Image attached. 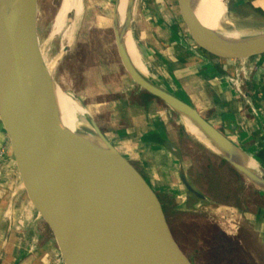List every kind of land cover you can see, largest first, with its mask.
<instances>
[{
	"label": "water",
	"instance_id": "95a60500",
	"mask_svg": "<svg viewBox=\"0 0 264 264\" xmlns=\"http://www.w3.org/2000/svg\"><path fill=\"white\" fill-rule=\"evenodd\" d=\"M16 1L20 8L15 18L6 20L0 14V121L27 196L52 232L64 264H193L174 239L157 193L101 128L94 123L113 158L93 153L60 121L53 100L55 82L41 48L39 0ZM185 2L176 0L188 48L210 61L237 66L264 60V38L256 39L260 42L252 47L221 44L188 14ZM133 8L130 0L126 28L133 20ZM118 25L116 0L117 48L135 85L178 115L190 117L228 154L221 155L223 159L246 178L247 170L231 158L243 156L244 151L189 102L149 85L132 64ZM181 180L190 193L205 198L182 174ZM135 194L149 201L156 232L137 217Z\"/></svg>",
	"mask_w": 264,
	"mask_h": 264
},
{
	"label": "crops",
	"instance_id": "0c3cea01",
	"mask_svg": "<svg viewBox=\"0 0 264 264\" xmlns=\"http://www.w3.org/2000/svg\"><path fill=\"white\" fill-rule=\"evenodd\" d=\"M209 1L216 6V0ZM233 7L264 20V0H233ZM171 33L167 32L169 37L165 31L163 39L158 34V45H141L135 40L145 61L150 60L153 73L167 91L189 102L243 151H250L264 169V62L253 63V67L244 65V75L237 81L240 66L190 52L192 48ZM114 71L105 72L100 64L89 69L84 97L96 114L105 118L99 126L106 137L143 174L157 195H164L171 215L167 216L164 209L166 220L181 250L193 264L189 253L197 255L199 244L210 249L216 261L244 264L243 233L249 231L264 251V203L254 210L243 203L242 207L235 203L226 206L200 189L198 175L202 171L195 167L197 155H209L207 151L212 150L186 129L177 113L176 122L171 116L173 110L154 98H144L139 88L134 92L124 77H113ZM235 76L236 81H232ZM11 153L9 137L0 121V161L4 154L7 158L0 165V264H64L56 242L22 197ZM181 174L205 198L190 193ZM21 207L27 210L25 214L19 213ZM224 222L229 229L220 226ZM250 261L246 259L247 264Z\"/></svg>",
	"mask_w": 264,
	"mask_h": 264
},
{
	"label": "rangeland",
	"instance_id": "374dc122",
	"mask_svg": "<svg viewBox=\"0 0 264 264\" xmlns=\"http://www.w3.org/2000/svg\"><path fill=\"white\" fill-rule=\"evenodd\" d=\"M62 1L63 0H39V36L43 44L49 40L54 31L55 18L61 7ZM82 2L84 11L76 27L73 28L74 12H72L66 17L63 29L58 34L52 36L45 55L47 62H53L54 64L51 68L52 81L59 84L64 92L70 94L79 105L86 111L88 110L92 117L91 119L99 126V123L104 122L105 118L96 114L94 108L89 106L91 102L85 99L83 93L86 83V74L89 69L94 65L100 64L105 72L115 70L112 74L113 77H117V79L124 77L126 82L133 85L132 88L134 92L138 90V87L131 81L132 79H130L118 52L114 31V8L116 0H82ZM222 2L225 6V9H223V16L235 28H264L263 18L257 20L249 16L246 12L236 10L233 7V0H222ZM220 6L223 7L222 5ZM158 25H160L161 28ZM164 30L166 34L167 32L172 34V31L174 36L181 40L183 45L186 46L189 44L185 33V25L179 16L176 0H136L132 21V32L137 43L141 44V42H144L149 44V42H151L152 44L158 45V41L156 40L157 35L160 34L161 39L168 35L165 34ZM70 35L74 36L72 42L68 40ZM141 38L142 40H140ZM183 48L188 51L187 48ZM191 48L192 50L190 52L194 50L195 52L197 51L192 46ZM196 53L198 54V52ZM146 60L149 65V63H151L150 60L147 58ZM262 62H264V60L258 63L261 64ZM250 66L253 67V63L250 64ZM247 74V76H250V73ZM243 75L244 72L241 70L238 73L237 81H239ZM233 78H231V80L236 81V76ZM141 92L144 94V98H153L145 91ZM171 116L177 122V115L174 111L171 112ZM207 152L210 154L207 155L203 152L202 156L199 157V155H197L198 160L195 162L196 169L199 168L202 171L201 174L198 173L200 189L208 193L215 202L222 203L226 206L234 203L238 205L243 203V206L247 209L254 210L258 205L264 203V193L261 190L259 191L262 192L263 195H259V191L256 187L230 163L222 159L221 156L214 155L212 151V153L210 151ZM10 156L12 164H14L17 171L16 177L18 178L17 180L21 188L22 197H26L30 207L38 214L27 196L16 166L13 152ZM6 162L7 158L6 154H4L0 161V165ZM15 197L19 198V195L16 194ZM158 197H160L161 201L164 203L167 216L171 217V215H168L169 206L165 204L166 200L164 199V195L159 192ZM240 207H242V205H240ZM20 212L25 214L27 210L25 211L21 207L19 213ZM38 216L44 230L53 238V234L46 222L39 214ZM170 223L172 224L177 239H179V233L176 230L174 221L170 219ZM220 226L226 229L230 228L227 223L220 224ZM228 231L229 230H227V232ZM243 234V251L245 253L244 264H247V258H250L251 264H264V251L260 243H258L257 239L249 231ZM199 249L200 252L197 255L191 252L189 253L196 264L221 263L214 259V255L207 247L199 244Z\"/></svg>",
	"mask_w": 264,
	"mask_h": 264
},
{
	"label": "bare ground",
	"instance_id": "6f19581e",
	"mask_svg": "<svg viewBox=\"0 0 264 264\" xmlns=\"http://www.w3.org/2000/svg\"><path fill=\"white\" fill-rule=\"evenodd\" d=\"M129 1L130 0H119V25L117 26V29L120 32L121 42L129 54L132 64L137 69L141 77L153 88L157 90H166L163 83L153 73L150 64L148 65V63L145 61L143 52L135 41L132 32V22L127 28L125 27ZM132 1L134 3V8L131 13L133 18L136 0ZM216 1L217 7L211 4L209 0H186L185 3L188 14L204 29H206L217 42L227 45L252 47L253 44L260 42V40L256 39L264 38V28H235L233 25H231L229 21L223 16L224 10L220 5L225 8L224 3L222 0ZM1 4L0 14L6 20H11L18 15L20 4H18L16 0H4ZM83 11L84 7L82 0L62 1L61 7L55 18L54 31L49 40L46 43L41 44L43 54H46L52 36L54 34H58L63 29L66 22V17L70 13L74 12V28L80 20ZM73 35L69 36V42H72L74 37ZM47 65L50 69L52 66H54L53 62H47ZM52 91L54 106L63 125L73 134H75L84 144H86V146H88L93 153H99L104 157L113 158V153L100 139L94 126L95 121L91 119L92 117L89 111H86L81 105H79L70 94L64 92L59 84L53 83ZM179 115L182 124L191 134L196 136L216 154L228 156V154L214 145V143L190 117L183 113H179ZM231 158H233V160L238 162L243 168L247 170L248 175L246 176V179L258 190H261L264 193V183L261 181V177L264 176V170L259 167L253 154L250 151H244L243 156H233ZM135 203L136 207L134 209L138 214L137 217L140 218L141 221H143V223L148 228H150L153 233L156 232L152 222L149 201L136 195Z\"/></svg>",
	"mask_w": 264,
	"mask_h": 264
},
{
	"label": "built area",
	"instance_id": "2783aa9c",
	"mask_svg": "<svg viewBox=\"0 0 264 264\" xmlns=\"http://www.w3.org/2000/svg\"><path fill=\"white\" fill-rule=\"evenodd\" d=\"M242 68H243V66H240V70H242ZM236 76H238V70L236 71Z\"/></svg>",
	"mask_w": 264,
	"mask_h": 264
}]
</instances>
